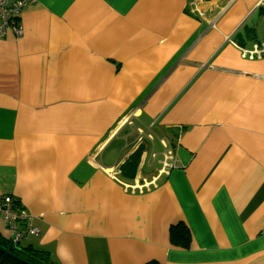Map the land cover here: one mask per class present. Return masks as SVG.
I'll use <instances>...</instances> for the list:
<instances>
[{
    "label": "crops",
    "instance_id": "1",
    "mask_svg": "<svg viewBox=\"0 0 264 264\" xmlns=\"http://www.w3.org/2000/svg\"><path fill=\"white\" fill-rule=\"evenodd\" d=\"M20 23L0 38V198L39 235L19 247L50 264H264V56L240 51L264 42V0H36ZM164 139L178 166L159 176Z\"/></svg>",
    "mask_w": 264,
    "mask_h": 264
},
{
    "label": "built area",
    "instance_id": "2",
    "mask_svg": "<svg viewBox=\"0 0 264 264\" xmlns=\"http://www.w3.org/2000/svg\"><path fill=\"white\" fill-rule=\"evenodd\" d=\"M36 0H0V38L6 36L8 32H12L15 36L22 35V26L20 23V15L22 10ZM197 4L199 0H192ZM242 57L248 59L260 58L264 56V42L254 44L251 50L241 48ZM131 126L132 123L128 119L121 121V125ZM138 144H142L145 139L152 137L149 131L144 132L137 129ZM150 136V137H149ZM165 149L163 152V160L158 175H168L169 172L178 166L174 158L173 146L169 140H161ZM154 157V156H153ZM155 181H153L154 183ZM147 185V184H146ZM136 189V188H135ZM140 189V186H139ZM0 218L3 220L8 232V245L17 248L21 241L27 237H38L39 231L33 226V219L26 211L19 206L10 196L0 198ZM264 237V229L261 232Z\"/></svg>",
    "mask_w": 264,
    "mask_h": 264
},
{
    "label": "trees",
    "instance_id": "3",
    "mask_svg": "<svg viewBox=\"0 0 264 264\" xmlns=\"http://www.w3.org/2000/svg\"><path fill=\"white\" fill-rule=\"evenodd\" d=\"M141 152V151H140ZM140 153H137L135 156L124 164L121 168L124 174H129L131 176L134 175L135 169L137 168L139 161ZM170 241L173 245L180 248H187L190 243V234L188 229L179 225L171 230L170 233ZM8 246V242L0 239V247L6 248ZM14 254L22 259L25 263L19 262L15 260L13 257L3 253L0 251V264H50L48 260V256L46 253L40 250H32L30 248H15ZM146 264H157L155 262H148Z\"/></svg>",
    "mask_w": 264,
    "mask_h": 264
},
{
    "label": "water",
    "instance_id": "4",
    "mask_svg": "<svg viewBox=\"0 0 264 264\" xmlns=\"http://www.w3.org/2000/svg\"><path fill=\"white\" fill-rule=\"evenodd\" d=\"M14 249L11 245H8L6 248H1L0 247V251L13 257L15 260L19 261V262H22V263H25L22 259H20L18 256H16L14 254Z\"/></svg>",
    "mask_w": 264,
    "mask_h": 264
},
{
    "label": "rangeland",
    "instance_id": "5",
    "mask_svg": "<svg viewBox=\"0 0 264 264\" xmlns=\"http://www.w3.org/2000/svg\"><path fill=\"white\" fill-rule=\"evenodd\" d=\"M19 248H21V247H19Z\"/></svg>",
    "mask_w": 264,
    "mask_h": 264
},
{
    "label": "clouds",
    "instance_id": "6",
    "mask_svg": "<svg viewBox=\"0 0 264 264\" xmlns=\"http://www.w3.org/2000/svg\"><path fill=\"white\" fill-rule=\"evenodd\" d=\"M19 247V246H18Z\"/></svg>",
    "mask_w": 264,
    "mask_h": 264
}]
</instances>
